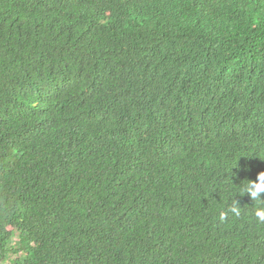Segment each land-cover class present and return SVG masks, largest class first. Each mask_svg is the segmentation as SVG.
I'll return each mask as SVG.
<instances>
[{"label": "trees", "instance_id": "1", "mask_svg": "<svg viewBox=\"0 0 264 264\" xmlns=\"http://www.w3.org/2000/svg\"><path fill=\"white\" fill-rule=\"evenodd\" d=\"M259 155L264 0H0V264H264Z\"/></svg>", "mask_w": 264, "mask_h": 264}, {"label": "clouds", "instance_id": "2", "mask_svg": "<svg viewBox=\"0 0 264 264\" xmlns=\"http://www.w3.org/2000/svg\"><path fill=\"white\" fill-rule=\"evenodd\" d=\"M195 131L197 135H202L200 133H204L207 134V136L213 135L216 131L218 132L217 128L215 126L213 127L211 124H207V132L202 128H200L199 131L195 128ZM230 167H226L225 169ZM227 190L228 195L224 200L219 201L220 207L217 208L218 220L221 223L226 222L229 215L233 218H240L242 216L243 208L240 206L239 201L234 198L235 194L239 193L240 195H250V198L254 201L250 215L255 219L257 225L264 226V197L261 196V194L264 193V171L259 172L255 180L245 179L239 184H231L229 182Z\"/></svg>", "mask_w": 264, "mask_h": 264}]
</instances>
